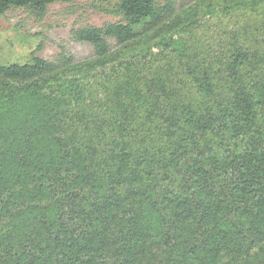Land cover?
<instances>
[{"label":"trees","instance_id":"trees-1","mask_svg":"<svg viewBox=\"0 0 264 264\" xmlns=\"http://www.w3.org/2000/svg\"><path fill=\"white\" fill-rule=\"evenodd\" d=\"M119 11L0 63V264H264V0Z\"/></svg>","mask_w":264,"mask_h":264},{"label":"rangeland","instance_id":"rangeland-1","mask_svg":"<svg viewBox=\"0 0 264 264\" xmlns=\"http://www.w3.org/2000/svg\"><path fill=\"white\" fill-rule=\"evenodd\" d=\"M183 4L194 0H178ZM162 2V0H161ZM126 21L119 11V0H69L47 4L43 13L21 6H11L0 16V63L30 61L34 56L54 60L62 51L76 59L93 55L92 45L77 40L71 30L86 25H103L107 22ZM166 28L137 43L124 54H138L141 47L152 44L163 47ZM111 45L115 43L110 39ZM107 63L106 69L116 62Z\"/></svg>","mask_w":264,"mask_h":264}]
</instances>
